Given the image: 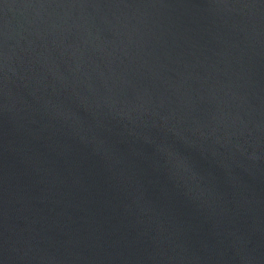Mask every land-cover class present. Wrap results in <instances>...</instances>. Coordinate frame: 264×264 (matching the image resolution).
Here are the masks:
<instances>
[{
    "label": "water",
    "instance_id": "water-1",
    "mask_svg": "<svg viewBox=\"0 0 264 264\" xmlns=\"http://www.w3.org/2000/svg\"><path fill=\"white\" fill-rule=\"evenodd\" d=\"M0 264H264V0H0Z\"/></svg>",
    "mask_w": 264,
    "mask_h": 264
}]
</instances>
